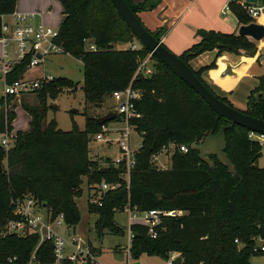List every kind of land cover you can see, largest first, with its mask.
Instances as JSON below:
<instances>
[{"label":"trees","instance_id":"16d2710c","mask_svg":"<svg viewBox=\"0 0 264 264\" xmlns=\"http://www.w3.org/2000/svg\"><path fill=\"white\" fill-rule=\"evenodd\" d=\"M60 1L65 17L57 42L83 63L86 101L103 104L111 93L128 86L147 94L135 100L141 115L131 119V124L143 134V141L135 154L128 187L122 177L125 163L116 166L107 157L109 164L103 166L91 155L89 137L103 130L97 115L86 112L84 129L74 123L72 129L63 130L55 118L47 119L50 107L58 110L49 100L56 99L65 89L73 90L76 86L72 79L57 76L34 92L37 98L33 102L21 99L30 115V127L12 136L8 150L0 144V233L6 218L11 216L12 198L30 194L53 213L64 212L67 223L76 227L81 217L76 198L83 194L84 178L90 190L97 189L102 181H121L119 188L103 194L102 205L88 202L89 211L98 216L95 229L99 235L103 236L105 230L125 234L115 215L124 211L128 203L140 211H182L178 216L163 217L156 238L150 237L146 225L131 224L134 236L130 253L135 259L142 253L167 257L169 252H176L182 255V264H252V256L263 255L254 251L252 239L264 237V164L258 163L263 156L259 140L250 136V129L235 124L226 130V152L235 173L215 155L211 156L212 165L202 161L195 145L211 131L217 133L226 119L137 39L111 0ZM161 1L136 4L127 0L137 14L154 9ZM15 5L16 0H0V30L1 15L15 11ZM230 8L240 23L255 21L237 1H231ZM151 32L161 39L165 29ZM197 34L200 40L179 55L188 64L206 51L247 56L258 51L257 44L247 36L213 29H198ZM135 39L140 47H116ZM146 58L152 63L150 74L138 71ZM209 66L195 70L204 83L201 73ZM25 69V64L15 66L8 80L19 78ZM261 90L264 91V74L251 91L248 109L243 111L264 119V99L256 102L254 96ZM150 91L163 95L147 98ZM220 98L230 104L227 97ZM15 100L13 96L0 98V106L6 108L8 132L16 116ZM170 143L178 145L172 152L171 165L157 166L152 155ZM183 144L189 147L187 152L180 150ZM38 242L37 234H0V262L17 256L19 264H24ZM37 256L42 261L51 260V243L41 244ZM64 264L76 263L66 260Z\"/></svg>","mask_w":264,"mask_h":264},{"label":"rangeland","instance_id":"374dc122","mask_svg":"<svg viewBox=\"0 0 264 264\" xmlns=\"http://www.w3.org/2000/svg\"><path fill=\"white\" fill-rule=\"evenodd\" d=\"M170 1L171 0H164L163 3L156 8L147 10L148 13H145L146 15L138 14L149 30L156 31L159 28H163L165 29V32L169 31V37L165 43L170 45L168 46L170 50L173 49L172 45H174V43L177 46L182 41V44L184 43L182 46H187V43L190 40V24H193L199 29H213L223 33H233L236 29L237 24L232 21L233 16L235 17L233 10L230 8L226 13L222 10L227 4V0H187L186 2H189L188 6L185 5V3L182 6L179 4L180 12L179 14H176L177 16L175 15L176 17L172 14L174 9L171 7L167 8ZM258 3L260 4V2ZM164 9L166 10L162 12ZM15 11L40 12L43 14L45 24L55 30L61 28L64 19L63 5L60 0H16ZM161 13L163 14L161 15ZM163 17H166L164 21L161 19ZM172 18H176L178 21L175 24H172ZM155 19L156 21H154ZM185 37L186 40H184ZM171 43L173 44L171 45ZM134 45L140 47L141 43L135 39V41L127 43V48L133 47ZM121 46H126V44ZM172 51L177 55H181V53L178 54L175 50ZM1 53L2 46L0 44V54ZM204 55L207 56L208 53L205 52ZM242 55L247 56L246 54H239L238 56ZM256 55L257 52L254 56ZM207 59L210 62L204 66H211L201 73V78L216 92L217 95L222 98L227 97L230 104L234 107L241 110H247L250 99L249 96L251 91L256 88V84H254V79L251 77L241 79L238 71L245 72L248 67V62L240 57L234 58L232 54H227L226 52L221 53L218 56H216V54L211 55ZM151 64L147 61L146 68L151 69L150 73L153 71ZM40 68L54 76L69 77L75 83L76 87L73 90H64L56 99L49 100L51 104H56L58 106V110L54 111L50 107L47 119L50 120L51 118H55L58 122V126L63 130L72 129L74 123L81 129H84L86 112L99 117L105 114L109 108L116 105V101L110 97V95L106 98L102 107L97 106V103L86 101L82 89L84 80L83 63L80 59L75 58L70 54L52 55L47 58L43 66ZM144 73L147 74L145 71ZM4 87L5 79L0 78V98L4 96ZM144 95L145 94L140 91V97L144 98L147 94ZM162 95L156 91H150L149 97L147 98H159ZM14 98H16L15 102L18 104L15 107V119L11 123L10 131L7 132L11 137L14 136L18 130L26 131L30 127V115L22 106L20 100L29 99L30 102H33L36 100L35 98H37V95L31 93ZM1 109L2 106H0V113ZM73 109H77V111L74 112L72 111ZM119 125H121V123L111 122L109 128ZM106 136L116 138L118 135L112 131H108L106 132ZM0 137L3 138L4 134H0ZM142 141L143 134L136 129H131L130 145L132 150H138ZM262 146L263 156L260 157L258 161L261 166L264 164V145ZM90 151L91 155L99 160L103 166L109 164L106 159L107 157L115 159L119 155V148L116 142L109 145L96 137L90 142ZM171 155L172 150L168 152L164 151L159 154L157 165L160 167L170 166ZM86 179L87 178H84V183L82 184L83 194L76 198L81 213L80 220L76 225V234L92 242L98 257L103 264H134L136 260H140L143 264H168L167 260L175 259L179 255L176 252H169L167 257H162L160 255L149 256L146 253H142L138 259H135L132 253L127 255L125 246L130 242V222L126 211L117 212L115 215L118 224L125 229V234L116 235L105 230L103 237L100 238L95 229V221L98 216L95 213H91L88 209V199L93 190L88 189ZM71 234L73 235L74 232L71 231ZM251 263L264 264V256H252Z\"/></svg>","mask_w":264,"mask_h":264},{"label":"built area","instance_id":"2783aa9c","mask_svg":"<svg viewBox=\"0 0 264 264\" xmlns=\"http://www.w3.org/2000/svg\"><path fill=\"white\" fill-rule=\"evenodd\" d=\"M231 1H237L255 21L264 11V5L259 3H248L246 0H228L223 9L224 13L230 10ZM59 33L60 29L55 30L47 26L40 19L39 13L13 11L9 14L1 15L0 42L3 45V52L0 55V70L2 77L5 79V97L33 94L43 85L56 78L53 74L45 71L38 77L27 76V72L42 67L47 58L52 55L69 54L57 42ZM90 48H94V46L91 45ZM132 48H137V45H134ZM147 61L148 58L141 62L138 71L143 70L147 74H150L151 69L146 68ZM19 64L26 65L25 72L19 78L9 81V75L13 72L15 66ZM112 98L116 101V105L112 108L118 110L117 117L119 119L111 122H119L121 125L109 128V124L111 123L109 122L108 125L102 126L103 130L96 134L95 137L109 145L113 142L118 144L119 155L113 159V162L116 166L125 163L126 172L122 177L126 180L129 187L131 168L135 165V154L138 151L132 150L130 145V131L131 129H135L134 125L131 124V119L141 115L135 108V100L140 98V90L128 86L125 89L114 91ZM108 131H112L118 136L110 138L106 136V132ZM7 132L3 138L0 137V144L6 150L12 145V137ZM250 136L259 140L261 145H264L263 134L251 131ZM95 137L93 136V138ZM176 147L178 145L174 143L164 145L160 153L152 155V161L157 165L159 154L164 151L168 152L172 150L173 152ZM179 148L185 152L189 149L185 144L180 145ZM163 168H166V166ZM121 185V181H102L98 185V188L93 190L88 202L102 205L103 194L107 190L117 189ZM10 206L11 216L6 218L5 223L2 225L1 236L6 237L9 234L15 233L22 236L37 234L39 237L37 247L24 264H64L66 260H70L76 264H103L97 252L93 249L92 242L76 234L77 229H74L75 226L67 223L64 212L53 213L30 194L24 197L12 198ZM124 211L128 213L130 222V242L125 246L127 255L130 254V245L134 236L130 229L131 224L138 222L146 225L150 237L156 238L159 234L158 227L161 226L163 217L182 214L180 210L162 208L140 211L129 203L124 208ZM71 231L74 232L73 235ZM252 239L254 240V251L264 256V237L254 236ZM45 242H50L52 245V259L49 261H42L37 256L39 246ZM167 263L177 264L175 259L167 260ZM0 264H19L18 257H8L5 262H0Z\"/></svg>","mask_w":264,"mask_h":264},{"label":"water","instance_id":"95a60500","mask_svg":"<svg viewBox=\"0 0 264 264\" xmlns=\"http://www.w3.org/2000/svg\"><path fill=\"white\" fill-rule=\"evenodd\" d=\"M127 25L131 28L137 39L146 46L152 54L162 60L171 70H173L181 79L189 84L215 112L226 119V123L222 124L217 133L212 131L200 142L195 145V149L199 151V156L202 161L212 165L211 156L215 155L219 161L226 164L231 173H235V167L229 158L227 148L226 130L232 128L235 124L242 125L251 131L264 135V119L248 114L241 109H238L228 102L217 96L198 75L195 73V68L189 63H186L179 55L170 50L164 43L162 38L158 39L157 34L151 32L142 22L137 13L133 11L127 0H111ZM248 3L257 4L259 0H246ZM238 35L251 37L256 41H261L264 38V25L252 21L247 24H241L238 29ZM113 93L110 94L112 97ZM255 101L259 102L264 99V91H258L254 94ZM97 106L102 107V103H97ZM72 111H77L73 109ZM118 116L116 108L109 110L97 117V121L101 126L115 120ZM7 132L6 108L3 107L0 113V134ZM93 140V136L89 137V141ZM76 229V227L74 228ZM100 238L103 236L100 234ZM183 257L178 255L175 258L177 264H182ZM134 264H143L140 260H136Z\"/></svg>","mask_w":264,"mask_h":264},{"label":"crops","instance_id":"0c3cea01","mask_svg":"<svg viewBox=\"0 0 264 264\" xmlns=\"http://www.w3.org/2000/svg\"><path fill=\"white\" fill-rule=\"evenodd\" d=\"M136 4H139V3H142V2H144L145 0H133ZM163 1L164 0H162L158 5H161L162 3H163ZM167 1V0H166ZM187 0H171L169 3H168V6H167V8H173L174 10L172 11V14H173V16L174 17H176L177 15L176 14H179V12H180V8H179V4L182 6L184 3H185V5H189L188 3L189 2H186ZM193 1H195V0H193ZM228 1V0H227ZM259 2H260V4H262V5H264V3H263V0H259ZM157 5V6H158ZM156 6V7H157ZM155 7V8H156ZM224 9V7L222 8V10ZM166 9H164L162 12H164ZM23 12H29V11H23ZM33 12V11H32ZM39 14H40V19H42L43 21H44V19H43V14L42 13H40V12H38ZM145 13H148L147 12V10H142V11H139L138 12V14H144V15H146ZM163 13H161V15H162ZM176 15V16H175ZM64 17H65V15H64ZM162 19V21H164L165 19H166V17H163V18H161ZM154 21H156V19L154 20ZM171 21H172V24H175L178 20L176 19V18H172L171 19ZM232 21L235 23V24H237L236 25V29H235V31H233V33H236V34H238V29H239V26L242 24V23H240L239 22V20H238V18L236 17V15H235V17L233 16V18H232ZM256 22H259V23H261V24H263L264 25V11L260 14V16L256 19ZM162 28H159L158 30H161ZM199 28H197V27H195L193 24H190L189 25V32H190V34H189V42L187 43V46H182L183 44H182V42L181 43H179V45H175V43H174V45H172L173 43H171V45H172V50H175V52H177L178 54H182L185 50H187L188 48H190L193 44H195V43H197L199 40H200V36H198V34H197V30H198ZM202 29V28H201ZM167 30V29H166ZM168 33H169V31H167V32H165L164 34H163V36H162V40H163V43H165L166 41H167V39H168V37H169V35H168ZM249 39L250 40H252V41H254L256 44H257V47H258V51H257V55L256 56H254V57H248V56H244V55H242V56H238V55H236V54H234V53H228V52H226L227 54H232L233 56H234V58L235 57H242V58H250L251 59V61L249 62V63H247V70L245 71V72H240V71H238L239 72V74H240V78L242 79H244V78H247V77H251V78H253L254 79V84H256V86H258V84H259V76H261V75H263L264 74V38L261 40V41H256V40H254L253 38H251V37H249ZM184 40H186V37L184 38ZM0 44H1V46H2V52H3V45H2V43L0 42ZM166 44V46L168 47V46H170V45H167V43H165ZM191 44V45H190ZM121 45H123V44H120V45H118L117 44V48H127L128 46H127V44H126V46H121ZM173 46H175V47H173ZM169 48V47H168ZM171 48V47H170ZM206 53H208V55L207 56H205L204 54H205V52L204 53H202L201 55H198L197 57H195V58H193V59H191L190 60V64L193 66V68H195L196 70H198V69H200L202 66H204L205 64H208L210 61H208V57H210L211 55H215L216 54V56H218L217 55V50H212V51H206ZM1 55V54H0ZM210 55V56H209ZM240 61V60H239ZM242 61V60H241ZM236 63H238V62H236ZM43 71H45V70H43L42 68H36V69H34V70H31V71H29V72H27V76H30V77H38V76H40V75H42L44 72ZM46 72V71H45ZM57 77V76H56ZM0 78H3L2 77V74L0 73ZM31 100V99H30ZM28 101H29V99H28ZM30 102V101H29ZM88 189H89V187H88ZM76 229H77V227H76Z\"/></svg>","mask_w":264,"mask_h":264}]
</instances>
